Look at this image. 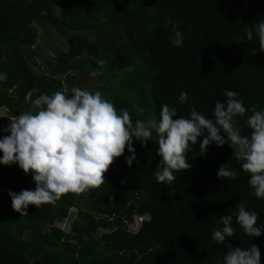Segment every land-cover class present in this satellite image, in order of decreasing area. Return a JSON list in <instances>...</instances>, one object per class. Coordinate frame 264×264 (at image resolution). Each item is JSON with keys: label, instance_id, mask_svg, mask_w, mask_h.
I'll use <instances>...</instances> for the list:
<instances>
[{"label": "trees", "instance_id": "trees-1", "mask_svg": "<svg viewBox=\"0 0 264 264\" xmlns=\"http://www.w3.org/2000/svg\"><path fill=\"white\" fill-rule=\"evenodd\" d=\"M169 19L180 22L182 47L169 39ZM261 20L264 0H0V71L7 76L0 81V105L14 117L32 110L42 94L71 95L75 77L87 71L103 80L90 86L92 92L104 90V75L114 73L116 91L109 100L129 111L133 126L137 119H159L163 104L185 116L192 105L211 117L228 89L249 109L237 117L249 134L247 115L253 107L264 109V50L255 32ZM40 28L68 44L44 73L33 66ZM249 29L253 40L247 39ZM181 91L188 94L184 104L177 103ZM9 122H0V136ZM156 139L153 133L144 146L134 138L137 160L127 165L126 148L100 186L29 205L27 215L12 208L8 192L34 189L32 175L0 164V264H216L230 244L259 245L264 264V234L246 235L235 219L232 237L212 240L213 230L222 227L219 217L241 200L264 223V199L252 195L249 175L229 145L212 143L201 155L198 140L188 153L191 168L165 185L153 175L160 162ZM229 160L236 179H219V166ZM72 208L77 213L67 231L57 222ZM137 218H144L139 225Z\"/></svg>", "mask_w": 264, "mask_h": 264}, {"label": "clouds", "instance_id": "clouds-1", "mask_svg": "<svg viewBox=\"0 0 264 264\" xmlns=\"http://www.w3.org/2000/svg\"><path fill=\"white\" fill-rule=\"evenodd\" d=\"M169 25L173 46L182 47L184 33L180 22L169 19L165 28ZM255 32L259 47L264 50V20L257 23ZM246 36L253 40V31L246 30ZM6 78V73L0 71V81ZM223 95L225 99L216 101L211 117L192 105L185 116L178 114L175 106L163 104L159 119H137L133 126L129 111L117 110L100 90L73 87L71 95L59 90L42 94L32 101V110L9 118V124L2 129L5 135L0 136V164L18 165L35 182L34 189L9 190L12 208L27 215L29 205L40 207L55 202L65 193H81L100 186L109 167L126 148L130 153L125 157L127 165L131 167L137 160L133 139L146 146L153 133L157 136L156 154L160 157L153 173L157 183L171 184L176 172L191 168L188 153L198 140L201 155L207 154L212 143L228 144L232 157L249 175L252 195L264 199V109H251L252 114L245 121L251 131L244 134L237 117H245L249 109L236 91L225 89ZM187 100V92L181 91L177 103L184 104ZM217 177L236 179L237 171L231 160L219 166ZM234 208L235 211L230 207L219 217L222 227L213 230L214 242L224 243L236 233L234 219L246 235L256 238L264 234V223L258 224L256 209L248 208L243 200ZM261 255L257 244L248 247L230 244L216 264H261Z\"/></svg>", "mask_w": 264, "mask_h": 264}, {"label": "rangeland", "instance_id": "rangeland-1", "mask_svg": "<svg viewBox=\"0 0 264 264\" xmlns=\"http://www.w3.org/2000/svg\"><path fill=\"white\" fill-rule=\"evenodd\" d=\"M58 14V11L56 12ZM66 37L61 36L60 34H55L52 39L46 37L43 34L42 29L40 28V37L37 41V45L41 46V49L36 52L37 54V59H38V64L33 65L38 71L40 72H49V69L47 66L49 61H52L56 58V55H58L61 51H66L68 48V44L66 41ZM106 78L105 80L107 81V87L102 90L103 96H107V99H109L115 90V85H116V77L114 73L110 74H105L104 75ZM104 80V81H105ZM102 78L99 75H92L91 72H86V75L84 77H75L74 84L71 85L73 87H80L82 89H90L91 87H98L102 84ZM68 82L65 80V87H68ZM101 88V87H100ZM98 88V89H100ZM10 117L8 113V108L4 105H0V122L4 123L6 120ZM151 119V118H149ZM77 209L72 208L71 212L68 217L65 218H60L57 222V225L64 228L65 230L69 231L71 228V223L76 217ZM146 218V217H145ZM144 218H137V225L140 224L141 220ZM137 226H133L132 230L136 229Z\"/></svg>", "mask_w": 264, "mask_h": 264}]
</instances>
